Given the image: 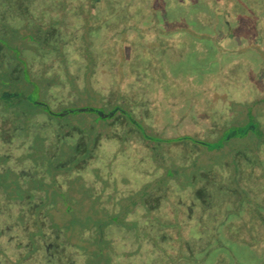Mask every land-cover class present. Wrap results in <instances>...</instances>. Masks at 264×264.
Returning a JSON list of instances; mask_svg holds the SVG:
<instances>
[{"label":"rangeland","instance_id":"obj_1","mask_svg":"<svg viewBox=\"0 0 264 264\" xmlns=\"http://www.w3.org/2000/svg\"><path fill=\"white\" fill-rule=\"evenodd\" d=\"M4 92L0 264H264V0H0Z\"/></svg>","mask_w":264,"mask_h":264},{"label":"trees","instance_id":"obj_2","mask_svg":"<svg viewBox=\"0 0 264 264\" xmlns=\"http://www.w3.org/2000/svg\"><path fill=\"white\" fill-rule=\"evenodd\" d=\"M19 99L20 98V96L18 95V94H9V93H2V94H0V99H2V100H4L5 102H9V101H11L12 99ZM32 103L33 104H35V105H37V106H39V107H41L44 111H46L48 114H50V115H53V116H58V114H55V113H53V112H51V110L49 109V107L46 105V104H44V103H38V102H36V101H32ZM85 108H79V109H66V110H64V113H70V112H82L83 110H84ZM115 109V112H120V113H123V115H126V111L125 110H121V109H118V108H114ZM86 111H91V110H93V109H91V108H86L85 109ZM11 111L10 110H7V108H5L4 110H3V113H5V114H9ZM101 115L102 116H99V115H97L100 119L102 118V120H103V118L104 117H109L110 116V114H109V116H107V113H105L104 111H101ZM60 116V115H59ZM129 117V116H128ZM127 117V118H128ZM105 120V119H104ZM78 149V148H77ZM76 150V149H75Z\"/></svg>","mask_w":264,"mask_h":264}]
</instances>
